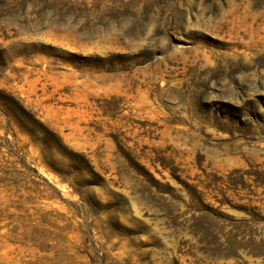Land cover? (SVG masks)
I'll use <instances>...</instances> for the list:
<instances>
[{
  "label": "rangeland",
  "instance_id": "obj_1",
  "mask_svg": "<svg viewBox=\"0 0 264 264\" xmlns=\"http://www.w3.org/2000/svg\"><path fill=\"white\" fill-rule=\"evenodd\" d=\"M0 264H264V0H0Z\"/></svg>",
  "mask_w": 264,
  "mask_h": 264
},
{
  "label": "trees",
  "instance_id": "obj_2",
  "mask_svg": "<svg viewBox=\"0 0 264 264\" xmlns=\"http://www.w3.org/2000/svg\"><path fill=\"white\" fill-rule=\"evenodd\" d=\"M17 107H19V112H20L21 114H25V110H24V108L18 106V104H17ZM32 123L36 124V122H34V121H32Z\"/></svg>",
  "mask_w": 264,
  "mask_h": 264
}]
</instances>
